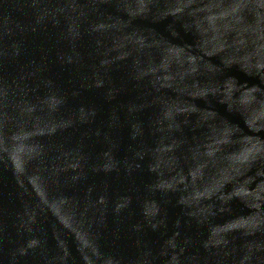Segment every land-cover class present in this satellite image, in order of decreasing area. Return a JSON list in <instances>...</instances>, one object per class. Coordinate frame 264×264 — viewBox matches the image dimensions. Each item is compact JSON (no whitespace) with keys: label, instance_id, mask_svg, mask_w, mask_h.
<instances>
[{"label":"water","instance_id":"obj_1","mask_svg":"<svg viewBox=\"0 0 264 264\" xmlns=\"http://www.w3.org/2000/svg\"><path fill=\"white\" fill-rule=\"evenodd\" d=\"M0 264H264V0H0Z\"/></svg>","mask_w":264,"mask_h":264}]
</instances>
